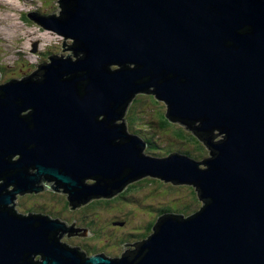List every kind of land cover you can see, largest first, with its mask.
I'll return each instance as SVG.
<instances>
[{"label": "water", "instance_id": "obj_1", "mask_svg": "<svg viewBox=\"0 0 264 264\" xmlns=\"http://www.w3.org/2000/svg\"><path fill=\"white\" fill-rule=\"evenodd\" d=\"M57 2L27 16L73 38L70 53L0 84V264H264V0ZM146 91L209 158L144 152L121 118ZM146 175L193 184L203 206L165 212L121 258L62 242L91 235L75 220L10 205L46 186L73 204L108 198Z\"/></svg>", "mask_w": 264, "mask_h": 264}, {"label": "rangeland", "instance_id": "obj_2", "mask_svg": "<svg viewBox=\"0 0 264 264\" xmlns=\"http://www.w3.org/2000/svg\"><path fill=\"white\" fill-rule=\"evenodd\" d=\"M59 10L57 0H0V84L7 83L13 78L21 79L30 75L40 63L49 62V56L52 54L60 56L70 53L69 50H64L71 46L73 39L65 40L62 35L53 30L44 29L27 16L30 12L49 14L57 13ZM73 59L76 60L77 57H73ZM116 66L112 67L116 68ZM150 95L152 94L137 93L128 104L124 117L121 118L124 119L127 116V130L129 128L132 132L135 127H142L145 116L156 117L155 113L158 111L167 113L165 101L155 97L156 103L153 104L148 100ZM102 118L103 116H100L98 119ZM132 118H136L133 120L136 124L132 122ZM115 123H122V120H116ZM179 126L184 127L178 122L174 124L171 122L166 131H160V133L170 135L160 138L162 139L160 148L152 147L157 152L155 156L162 157L161 153H167L169 149L170 153H173L185 148V150L189 149L191 154L200 155L198 158L201 161L208 157V149L193 133H190L191 130L183 128L187 133L186 139L184 138L183 141L186 143L189 140L188 142L193 148L177 138L173 129ZM219 138L221 136H218L217 139ZM147 154L151 153L147 152ZM201 166L204 167V165ZM142 180L144 185L136 188L135 181L128 183L121 192L111 197L112 200L110 197L93 198L91 201L103 200L101 202L103 204H99L98 207L88 208L84 204L76 209H70L67 196L64 193L48 189L42 190L40 193L25 192L22 195L18 193L10 205L13 206V203H16L14 209L23 215H29L30 212H45L47 215L55 216L53 212L57 213L68 226L75 220L74 228H84V221H88L94 216L90 211H100L99 217L101 221L105 220L104 224L99 222L95 228L87 223L85 226L88 230L94 228V234L89 231L93 234V238L78 235L67 238V234H65L60 240L70 246L79 247L82 251L93 253L99 250V253L121 258L122 253L125 252V249L121 247L122 244H133L151 234V227L156 223L152 226L150 222L161 215L160 208L162 206L168 208L170 206L174 211H183L185 212L183 216L187 215L186 217L198 212L203 206L197 191L195 192L194 186L190 184H173L172 181L165 182L150 175H146ZM87 181L94 183L96 179L86 178L85 183ZM156 189H158V194L151 196V191ZM124 191L127 194L121 196L120 194ZM114 214H118L120 220ZM113 221L116 222L113 223ZM148 226L150 231L147 234ZM129 233H132L133 236L128 237ZM145 234L147 235L144 236ZM126 249L135 250L136 247L127 245Z\"/></svg>", "mask_w": 264, "mask_h": 264}, {"label": "trees", "instance_id": "obj_3", "mask_svg": "<svg viewBox=\"0 0 264 264\" xmlns=\"http://www.w3.org/2000/svg\"><path fill=\"white\" fill-rule=\"evenodd\" d=\"M42 14V13H41ZM49 14H51V13H49ZM52 55H55V54H52ZM52 55H50V56H52ZM49 56V57H50ZM61 56V55H60ZM49 60H50V58H49ZM47 62V61H46ZM43 63V62H42ZM41 64V63H40ZM39 64V65H40ZM148 100H150V102L151 103H153V104H155L156 103V98H155V96L154 95H150L149 97H148ZM156 114V117H154V116H145L144 118V120H143V122H144V125L142 126V127H135V129L131 132L130 130H129V128H128V130H127V132L129 133V134H131V135H133V136H136L137 138H139L140 140H142L143 142H144V144H145V146L147 147V149L144 151L146 154H147V152L148 153H151V154H153L152 156H155V155H157V152H155L154 150H153V148H160L161 146H162V144H161V140L162 139H160V138H162V137H164V136H166V135H170V134H168V133H160V131H166L168 128H169V125L171 124V122H170V120H168V118L165 116V114H164V112H161V111H158V112H156L155 113ZM149 117V118H148ZM126 118H127V116H126ZM126 118H124L125 120H126ZM136 118H132V122L134 123V121L133 120H135ZM149 119V120H148ZM126 122V121H125ZM134 124H136V123H134ZM172 124H174L173 122H172ZM126 127H128V126H126ZM184 127H181V126H179V127H175L174 129H173V132L177 135V138L178 139H180V141L182 142V143H184V144H186V145H189V146H191V144H189V140H187V142L185 143L184 141H183V139L185 138V135L187 134L185 131H184V129H183ZM190 133H192V132H190ZM213 134L212 135H214V136H217V134H219L220 133V131L219 130H216V131H214V132H212ZM217 138H218V136H217ZM186 139V138H185ZM196 146V145H195ZM153 147V148H152ZM192 147V146H191ZM200 147V146H199ZM193 148V147H192ZM195 148V147H194ZM201 148V147H200ZM151 149V150H150ZM170 150V149H169ZM181 151V153L183 152L184 154H186V155H188V156H191L192 158H197L196 160L197 161H199V158L198 157H200V155L198 156H196L195 154H191L190 153V150L189 149H186L185 150V148H184V150H180ZM161 153V152H160ZM150 154V155H151ZM159 154V153H158ZM162 155L161 156H163L165 153H161ZM149 155V154H148ZM156 157H159V156H156ZM142 179H140V180H138V181H136L135 183H134V186L136 187V188H139L140 186H142V185H144L143 183H142ZM158 189H156L155 191H151L152 192V194H151V196H154V195H156V194H158V191H157ZM125 194H127L126 193V191H124L123 193H121L120 195L121 196H124ZM194 194H196V193H194ZM120 195H118V196H120ZM111 200L113 199V198H110ZM103 200H101V199H98V200H93V201H90L89 203H87L85 206L86 207H98L99 206V204H103V203H101ZM108 206H109V203L107 204ZM173 208H171L170 206H169V208L168 207H161L160 208V212H161V214L162 213H165V212H170V213H176V214H178V215H183L185 212H183V211H174V210H172ZM187 210V209H186ZM87 213H89V212H87ZM90 213H92V214H94V216H92L88 221H84V224L86 225V223H87V225H90V226H93L94 228L96 227V224L97 223H99V222H102V225L104 224V222H105V220L104 221H101V218L99 217L100 216V211H96V210H93V211H90ZM160 214V213H159ZM115 215V217L116 218H118V220H120V216L118 215V214H114ZM187 216V215H186ZM158 218V217H157ZM157 218L155 219V220H153L152 222H150V225H154L155 223H156V221H157ZM123 220H126V219H124V218H122ZM114 222H116V221H114ZM121 222V221H120ZM122 223V222H121ZM94 228H89L92 232H95V230H94ZM151 228H153V227H151ZM147 230V234L149 233V231H150V227L148 226V228L146 229ZM152 232V231H151ZM97 233H99L98 232V230H97ZM147 234H145L144 236H146ZM133 235H132V233H129V235H128V237H132ZM96 237H100V236H96ZM143 237V236H142ZM89 238H93V236H91V237H89ZM139 242V240L137 241V242H134L133 244H135V243H138ZM89 254H92V253H89Z\"/></svg>", "mask_w": 264, "mask_h": 264}, {"label": "flooded vegetation", "instance_id": "obj_4", "mask_svg": "<svg viewBox=\"0 0 264 264\" xmlns=\"http://www.w3.org/2000/svg\"><path fill=\"white\" fill-rule=\"evenodd\" d=\"M150 90H152V88H150ZM143 93H149V94H152V95H154L152 92H150V91H146V92H143ZM163 101V100H162ZM166 104V103H165ZM166 106H167V104H166ZM167 110H168V106H167ZM165 114V116L167 117V113H164ZM168 118V117H167ZM169 120V119H168ZM173 123H175L174 121H173ZM181 125V124H180ZM196 125V124H195ZM147 149V147L145 146V148H144V151ZM170 152H169V150H168V152L167 153H165L163 156H167L168 154H169ZM162 156V157H163ZM144 178V177H143ZM140 179H142V178H140ZM139 179V180H140ZM138 181V180H137ZM164 181V180H163ZM136 182V181H135ZM87 183H88V181H87ZM11 189L13 188V187H10ZM47 188H49L48 186H46V188L45 189H47ZM27 192H29V193H31L30 191H27ZM41 192V191H40ZM40 192H38V193H40ZM196 192V191H195ZM25 194V193H24ZM68 195H69V193H68ZM114 196V195H113ZM113 196H110V198L111 197H113ZM70 195L67 197V200H68V203H69V205L73 208V209H75L76 207H78V206H82V205H84V204H87V203H89L92 199H93V196L91 197V198H89V199H86V200H84V201H82V202H80L79 204H73V203H71V201H70ZM109 198V197H108ZM30 213H32V212H30ZM34 214H40V215H46V216H49V217H51L52 219H58V220H60V221H62V222H65V221H63L62 219H60L61 217L57 214V213H54L53 212V214L55 215V216H50V215H47V213H45V212H38V213H36V212H34ZM66 223V222H65ZM113 223H114V221H113ZM67 224V223H66ZM68 225V224H67ZM83 225H84V228H82V227H80V228H75V229H78V231H80V230H83L84 229V232L85 231H87V228L85 227L86 225L83 223ZM74 226V225H73ZM152 229L153 228H151V231H152ZM89 231L90 232H92L90 229H89ZM95 232H93V234H94ZM93 234H91L89 237H91ZM69 245V244H68ZM99 251V250H98ZM98 251H94L92 254H89V252H86V251H84L87 255H94V254H97V253H99ZM130 251V250H129ZM41 260H42V258H41V255H37L36 256V261L38 262V263H40L41 262Z\"/></svg>", "mask_w": 264, "mask_h": 264}, {"label": "bare ground", "instance_id": "obj_5", "mask_svg": "<svg viewBox=\"0 0 264 264\" xmlns=\"http://www.w3.org/2000/svg\"><path fill=\"white\" fill-rule=\"evenodd\" d=\"M59 8H60V10L58 11V13L62 10L61 7H60V5H59ZM37 24H38V23H37ZM38 25L41 26L40 24H38ZM41 27H42V26H41ZM44 29H45V28H44ZM46 30H47V29H46ZM48 30H49V29H48ZM54 32H55V31H54ZM58 34H59V33H58ZM62 36H63V35H62ZM63 37H64L65 40H67L68 38H70V37H66V36H63ZM70 39H73V38H70ZM73 42H74V41H73ZM114 65H116V64H114ZM224 135H225L224 133L220 134V136H221L222 138H223ZM216 138H217V137H216ZM219 139H220V138H219ZM200 141H201V140H200ZM201 142H202V141H201ZM202 143H203V142H202ZM205 147H206V145H205ZM206 148H207V147H206ZM209 151H210V150L208 149V153H209ZM209 157H210V156H208V158H209ZM199 162H201V160H199ZM183 184H186V183H183ZM163 214H164V213H162L161 215H163ZM161 215H160V216H161ZM160 216H159V217H160ZM159 217H158V218H159ZM158 218H157V220H158ZM156 222H157V221H156ZM65 234L68 235V232H66ZM65 234H64V235H65ZM72 236H73V235H72ZM69 237H71V236H69ZM84 253H85V252H84Z\"/></svg>", "mask_w": 264, "mask_h": 264}]
</instances>
